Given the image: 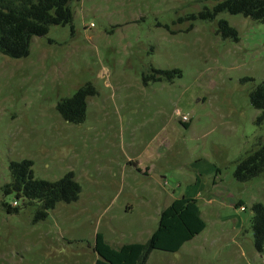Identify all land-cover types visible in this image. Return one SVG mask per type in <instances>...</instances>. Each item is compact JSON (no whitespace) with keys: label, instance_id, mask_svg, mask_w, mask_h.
<instances>
[{"label":"rangeland","instance_id":"374dc122","mask_svg":"<svg viewBox=\"0 0 264 264\" xmlns=\"http://www.w3.org/2000/svg\"><path fill=\"white\" fill-rule=\"evenodd\" d=\"M215 2L73 0L71 26L33 37L26 57L0 54V264H92L96 233L112 247L143 243L181 196L197 200L205 229L178 253L151 252L146 264L262 263L251 206H264V175L238 182L233 171L264 138L248 97L264 80V22L227 12L187 19ZM220 19L238 42L216 35ZM150 68L182 76L145 86ZM87 83L97 94L86 99L85 120L64 121L56 104ZM175 110L189 116L188 129ZM126 155L144 161L148 176L121 166ZM23 159L37 179L72 171L78 201L33 223L34 208L3 191L10 162Z\"/></svg>","mask_w":264,"mask_h":264},{"label":"trees","instance_id":"16d2710c","mask_svg":"<svg viewBox=\"0 0 264 264\" xmlns=\"http://www.w3.org/2000/svg\"><path fill=\"white\" fill-rule=\"evenodd\" d=\"M73 0H0V54L20 59L28 56L31 39L47 35L52 26L72 24ZM222 12L242 15L255 22H264V0H216L212 8H204L199 13L188 16L195 21H214ZM193 28L191 23L187 31ZM216 35L223 40L239 41L237 30L227 21L216 23ZM182 76L179 69L159 70L150 68L142 73V83L147 86L154 82H173ZM252 80L245 78L243 81ZM97 94L87 83L75 93L61 99L56 104L60 117L69 123L80 124L86 116V99ZM250 105L259 111L255 125H264V80L258 83L248 95ZM188 128V124H183ZM31 160L12 161L8 166L10 180L3 186L5 195H13L21 208H34L33 223L45 220L48 212L58 203L78 201L81 187L72 171L56 181L37 179L33 175ZM264 175V138H258L254 148L235 163L233 177L238 182H248ZM15 201V202H16ZM17 203V202H16ZM238 202L235 206L241 205ZM8 213H17L18 206L4 204ZM245 209V208H244ZM251 229L253 243L257 251L264 247V206L253 203L251 206ZM206 227L200 216L196 199L175 198L160 214L157 227L143 243H128L112 247L103 235L96 233L91 245L97 258L93 264H146L153 251L176 253L187 242L199 235Z\"/></svg>","mask_w":264,"mask_h":264},{"label":"crops","instance_id":"0c3cea01","mask_svg":"<svg viewBox=\"0 0 264 264\" xmlns=\"http://www.w3.org/2000/svg\"><path fill=\"white\" fill-rule=\"evenodd\" d=\"M181 125L184 127V125L181 123ZM190 126V124H188ZM189 128V127H188ZM188 128H185V129H188ZM121 166L123 167H134L136 168L137 170H139L141 173H144L145 176H148L149 174V167L147 165H145L144 161H142L140 158L138 157H130L128 155H126L123 160H121ZM147 170V172H146ZM181 197H186V196H181ZM180 198V197H179ZM186 198H191V197H186ZM175 198H172V200L170 201V203L174 200ZM193 199V198H191ZM170 203H168L164 208H166ZM161 212V211H160ZM160 214V213H159ZM194 239V238H193ZM193 239L187 243H185L180 249L179 251H177L176 253L180 252L184 247L185 245L191 243L193 241ZM121 246V245H120ZM97 258V255L95 254V259L94 261L92 262V264L95 262Z\"/></svg>","mask_w":264,"mask_h":264},{"label":"built area","instance_id":"2783aa9c","mask_svg":"<svg viewBox=\"0 0 264 264\" xmlns=\"http://www.w3.org/2000/svg\"><path fill=\"white\" fill-rule=\"evenodd\" d=\"M175 114L179 117V120L182 124H186L190 121L189 116L181 114L179 110H175ZM13 204L16 205L17 203L14 201ZM240 209L244 210V207H240ZM261 264H264V260H262Z\"/></svg>","mask_w":264,"mask_h":264}]
</instances>
